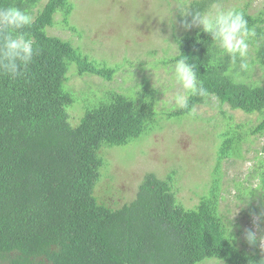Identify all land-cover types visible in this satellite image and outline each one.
<instances>
[{"label": "trees", "instance_id": "trees-1", "mask_svg": "<svg viewBox=\"0 0 264 264\" xmlns=\"http://www.w3.org/2000/svg\"><path fill=\"white\" fill-rule=\"evenodd\" d=\"M213 2L183 0L176 8L175 53L155 63L174 66L182 53L210 94L190 97L188 109L171 110L165 102L159 108L161 93L146 81L124 93L110 88L105 83L119 64L82 55L70 41L47 33L56 25L69 28L71 0H0V7L16 6L32 16L25 30L38 52L16 77L0 74V264H258L264 259L259 240L250 245L239 226L256 216L257 234H264V156L255 157L248 176L258 179V189L243 192L234 183L243 206L231 221L232 231L225 214L230 211L220 209L223 163L244 160L243 147L264 136V2L254 13L249 4L235 9L255 29L250 70L242 74L200 29L181 26L180 10H206ZM70 65L76 69L70 78L105 81L102 88L84 81L87 88L76 93L91 95L82 97L85 103L70 89ZM213 101L250 118L240 122L220 110L225 126L218 133L215 166L194 206L186 208L178 199L175 170L145 173L135 196L123 203L108 204L95 194L107 176L104 151L127 145L143 153L166 122L189 118L197 106Z\"/></svg>", "mask_w": 264, "mask_h": 264}, {"label": "rangeland", "instance_id": "rangeland-1", "mask_svg": "<svg viewBox=\"0 0 264 264\" xmlns=\"http://www.w3.org/2000/svg\"><path fill=\"white\" fill-rule=\"evenodd\" d=\"M181 1L71 0L74 8L68 20L69 28L56 25L48 28L47 33L70 41L82 55L106 59L109 66L115 67L119 64L113 80L105 83L110 88L124 93L128 92L130 87L144 85L142 83L146 81L161 93L159 108L164 102L166 106H171L168 101L179 90L172 76L173 66L155 62L175 53L171 34H177V31L173 32L172 26L178 25L176 8L180 6ZM263 2L264 0H224L222 5L236 9L249 4V11L254 13L261 8ZM61 19L58 17L56 21ZM72 71L76 74L75 66L70 65L68 79ZM85 80L88 83H100L99 88H102L105 82L99 77L80 78L73 75L69 84L70 89L75 92L70 91L78 96L79 91L87 88L84 85ZM65 88L69 89L67 84ZM86 94L88 92L83 91L77 98L82 100ZM88 96L91 97L90 94ZM74 104L82 107V103ZM170 109L175 108L171 106ZM220 110L226 116L236 117L240 122H246L250 118L241 111H233L225 105L220 107L213 101L210 105L197 106L189 118L178 117L180 121L166 122V125L144 144L147 149L143 153L127 145L104 151V157L109 161L107 176L97 185L95 194L108 204L116 201L123 203L135 196V187L145 173L154 172L163 176L175 170L179 188L178 199L186 208L194 206L204 194L215 166L218 133L225 126ZM76 113L74 109L71 111L72 116ZM263 147L264 136L243 147L242 154L246 156L244 160L231 158L223 163L224 187L220 209L224 213L230 211L225 213L226 215H235L243 206L241 201L235 198L237 189L234 183L241 184L243 192L250 188L258 189V179H249L248 176L255 157L264 156ZM257 192L258 190L255 193ZM254 204L257 205V201ZM239 226H242L241 235L244 236V229L250 228L257 232L259 222L256 216H251L250 219L241 221ZM258 248L261 251L260 243ZM261 254L264 256V252L261 251Z\"/></svg>", "mask_w": 264, "mask_h": 264}, {"label": "clouds", "instance_id": "clouds-1", "mask_svg": "<svg viewBox=\"0 0 264 264\" xmlns=\"http://www.w3.org/2000/svg\"><path fill=\"white\" fill-rule=\"evenodd\" d=\"M179 16L185 31L200 29L210 37L213 47L230 59L232 65L238 64L239 73L250 70V39L255 36V29L249 27L241 12L226 8L220 0H214L209 9L188 7L180 10ZM31 24L32 16L27 11L16 6L0 7V74L7 72L16 77L33 63L38 52L30 33L25 30ZM172 76L179 86V90L168 101L173 108L188 109L190 97L209 96V90L198 78L196 65L182 53L174 63ZM235 215L229 216L226 221L231 231V221ZM244 238L250 245L259 240L261 251L264 252V234L258 235L255 231L245 229ZM258 264H264V259Z\"/></svg>", "mask_w": 264, "mask_h": 264}]
</instances>
